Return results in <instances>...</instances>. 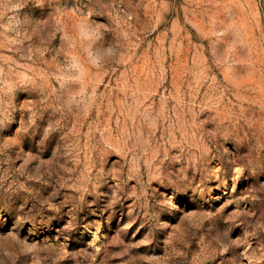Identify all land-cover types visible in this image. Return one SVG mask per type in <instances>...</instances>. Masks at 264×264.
I'll return each instance as SVG.
<instances>
[{"label": "rangeland", "instance_id": "1", "mask_svg": "<svg viewBox=\"0 0 264 264\" xmlns=\"http://www.w3.org/2000/svg\"><path fill=\"white\" fill-rule=\"evenodd\" d=\"M0 264H264V0H0Z\"/></svg>", "mask_w": 264, "mask_h": 264}]
</instances>
